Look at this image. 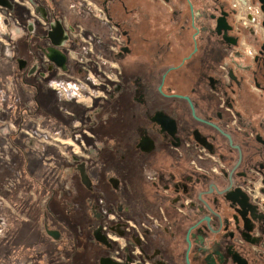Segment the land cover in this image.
<instances>
[{"label":"flooded vegetation","instance_id":"1","mask_svg":"<svg viewBox=\"0 0 264 264\" xmlns=\"http://www.w3.org/2000/svg\"><path fill=\"white\" fill-rule=\"evenodd\" d=\"M9 2L38 122L67 136L41 133L59 188L41 186L97 264H264V0ZM60 37L65 70L46 56Z\"/></svg>","mask_w":264,"mask_h":264},{"label":"crops","instance_id":"2","mask_svg":"<svg viewBox=\"0 0 264 264\" xmlns=\"http://www.w3.org/2000/svg\"><path fill=\"white\" fill-rule=\"evenodd\" d=\"M0 14V194L5 197L0 201V264H97L103 253L91 249L93 244L85 235V227L83 235L76 238L65 207L58 205L57 200L49 201V191L41 186L48 183L59 188L53 177L59 173L49 154L52 152L44 156V149L51 151V147L39 138L43 132L38 128L43 92L37 94L21 82L6 16L1 9ZM49 165L55 168L51 177L44 173V167L49 169ZM57 191L68 195L64 189ZM48 224L61 229L50 234ZM86 248L90 252L83 255Z\"/></svg>","mask_w":264,"mask_h":264},{"label":"rangeland","instance_id":"3","mask_svg":"<svg viewBox=\"0 0 264 264\" xmlns=\"http://www.w3.org/2000/svg\"><path fill=\"white\" fill-rule=\"evenodd\" d=\"M14 46V45H13ZM18 46H19V52L17 53V58H20L22 55H23V51H22V49H23V44H22V41L21 40H18ZM16 58V59H17ZM112 71H114V69H112ZM114 73V72H113ZM49 93V95H48V98L45 100V105L46 106H50V107H54V108H60L61 107V112L63 113V115L65 114L66 116H68V118H69V120H70V117H71V115H70V113H68L67 111L65 112V109H63L64 107H66V106H69V104L70 103H66L65 102V104H67L66 106H64V104H61L57 99H58V96L56 95V93L52 90V89H50L49 88V90H47V94ZM45 94H46V91H45ZM70 97V96H69ZM61 102H63L62 100H61ZM89 102V101H88ZM73 105H71V107H72ZM77 106V105H76ZM73 107H75V106H73ZM70 122V121H69ZM72 122V121H71ZM41 126H39L38 128L39 129H41V131H43V133L44 132H47L50 136H52V137H54V136H57V137H59V138H62V139H66V137L67 136H63V133H65L66 131L64 130V131H59L60 130V128L58 129V134L56 133V134H54V130L53 131H49V130H46L43 126H42V124H40ZM46 130V131H45ZM46 134V133H45ZM61 135V136H60ZM39 136H40V133H39ZM52 137H49V136H43V139L45 140V142L46 143H49V144H52L51 142H54V140L52 139ZM40 138V137H39ZM48 168H46V167H44V173H45V175H47V177H51V171L48 173ZM48 182H52V180H49ZM76 185L78 186V184L76 183ZM80 188V187H79ZM82 197V195L80 196V198ZM5 200V197H4V195L3 194H0V201H4ZM123 216H125V217H131L132 215H133V211L130 209L128 212H125V213H123L122 214ZM17 235H18V232H17ZM87 236V239H88V234L86 235ZM81 237V236H80ZM82 240H84V239H80V241L81 242H83ZM148 243H149V241L147 242V243H144V246H143V249H144V251H146L147 252V247H148ZM80 244H83V245H85L86 247H88L87 245H86V243H80ZM98 248H100V247H98ZM90 252V249H88V248H86L85 249V251H83V255H86V254H88ZM99 254V253H98Z\"/></svg>","mask_w":264,"mask_h":264},{"label":"water","instance_id":"4","mask_svg":"<svg viewBox=\"0 0 264 264\" xmlns=\"http://www.w3.org/2000/svg\"><path fill=\"white\" fill-rule=\"evenodd\" d=\"M0 7H7L11 8V3L9 0H0ZM60 40L58 42H54L53 46L48 47L46 49V56L50 61H53L57 66L61 67V69L65 70V61L66 56L65 54L57 47L60 46L62 43V37L59 38ZM101 264H116L111 262L109 258H105L101 260Z\"/></svg>","mask_w":264,"mask_h":264},{"label":"built area","instance_id":"5","mask_svg":"<svg viewBox=\"0 0 264 264\" xmlns=\"http://www.w3.org/2000/svg\"><path fill=\"white\" fill-rule=\"evenodd\" d=\"M59 89H62L64 90L65 92H69L71 95L74 94V95H77L76 94V87L73 85V84H70V83H67V84H61L58 86Z\"/></svg>","mask_w":264,"mask_h":264}]
</instances>
